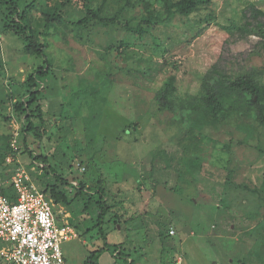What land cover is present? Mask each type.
<instances>
[{
	"label": "rangeland",
	"instance_id": "obj_1",
	"mask_svg": "<svg viewBox=\"0 0 264 264\" xmlns=\"http://www.w3.org/2000/svg\"><path fill=\"white\" fill-rule=\"evenodd\" d=\"M37 2L30 18L38 40L49 45L52 70L43 100L48 135L41 142L29 139V146L48 162L44 167L31 158L19 138L20 151L6 174L11 178L0 182L9 185L22 168L45 190L56 183L47 165L68 181L69 202H53V210L59 223L63 206L79 234L62 245L71 264H264V127L248 122L252 136L233 128L210 131L217 145L205 142L199 177L185 176V166L177 162V168L165 170L161 159L150 174L157 151L180 148V126L155 101L170 76L177 77L182 97L198 94L201 76L219 61L232 73L249 72L264 82L259 38L242 40L223 29L242 25L252 4L264 11V0H212L217 22L190 42L183 36L186 30L190 34L191 24L179 20L145 39L121 26H95L85 44L71 30L49 35L44 24V13L56 5L72 22L82 19L83 0ZM5 23L0 4V111L9 118L0 116V134H12L13 141L21 125L11 98L24 92L22 83L45 59L27 54L17 37L4 31ZM122 41L139 53L128 73L117 70L128 67L118 49ZM99 179L112 205L101 225L98 195L92 190L77 195L75 185L85 183L89 189ZM172 228L176 235L169 234ZM117 247L123 249L119 257L114 256Z\"/></svg>",
	"mask_w": 264,
	"mask_h": 264
},
{
	"label": "trees",
	"instance_id": "obj_2",
	"mask_svg": "<svg viewBox=\"0 0 264 264\" xmlns=\"http://www.w3.org/2000/svg\"><path fill=\"white\" fill-rule=\"evenodd\" d=\"M83 2L85 16L78 21L72 22L63 16L59 10L61 5H56L52 11L45 12L44 24L48 34L55 32L64 35L66 30H71L74 39L85 44L93 27L101 26L108 29L121 26L137 38L145 39L153 36V32L158 27L173 26L179 20L183 22L187 20L185 23L191 24L190 34L187 35L188 30H186L183 41L190 42L217 22L216 13L211 9L212 0H83ZM37 3V0H34L22 6L20 0H0L6 16L4 31L14 34L22 42L27 54L45 59L43 65L28 74L22 83L24 92L17 99H11L14 112L20 120L19 138L26 152L31 158L47 164L48 158L43 154L35 156L29 146V139L33 138L41 142L48 135L43 100L45 99L44 84L50 78L52 70V65L46 58L49 45L38 40V33L30 18ZM223 29L232 34L239 33V38L242 40L259 38L258 46L264 50V11L258 9L256 5L252 4L245 10L242 25L232 24ZM156 46L158 47L159 44L157 43ZM119 48H122L119 53L124 57L128 67L117 66V70L119 73L131 72L133 68L129 63L135 62L139 53L132 50L124 41ZM2 68L3 64L0 63V70ZM200 80L201 89L196 95L179 96L176 76H170L156 93L155 101L159 110L172 113L171 123L180 126L182 136L180 148L171 152L162 149L155 153L151 175L156 173L157 161L161 159L165 162L166 167L163 168L165 170H172L178 163L185 166V171L181 170L185 176L199 177L205 142L210 139L217 145V141L208 135L210 131H220L223 128L231 131L233 128L235 133L244 132L252 136L255 131L247 124L248 122L254 121L264 127V82L259 81L254 74L244 71L232 73L219 61L202 75ZM0 116L9 119L1 111ZM186 141L189 143L185 145ZM11 142L12 134H0V179L5 181L11 178L6 174L13 167V163L7 162L12 154ZM226 148L229 151L232 149L229 146ZM47 166L55 175L56 183L47 185L42 192L55 203L67 204L69 201L65 186L69 184L68 181L57 174L52 167ZM76 187L77 195L90 190L98 195L95 201L100 210L98 225L104 223L112 210V205L108 202V191L103 180L99 179L97 184L89 189L85 183H80ZM3 193L12 201L17 200V193L11 183L4 185ZM115 224L118 225L119 221ZM119 248L117 247L115 252Z\"/></svg>",
	"mask_w": 264,
	"mask_h": 264
},
{
	"label": "built area",
	"instance_id": "obj_3",
	"mask_svg": "<svg viewBox=\"0 0 264 264\" xmlns=\"http://www.w3.org/2000/svg\"><path fill=\"white\" fill-rule=\"evenodd\" d=\"M19 133V130L15 132L11 142L12 154L8 163L13 162L20 151ZM11 184L17 193L15 202L3 193L0 182V240L13 245L3 254L5 261L12 264H70L64 257L62 245L79 238L75 227L70 222L58 225L53 201L36 187L24 169H18ZM169 234L176 235V230L170 229Z\"/></svg>",
	"mask_w": 264,
	"mask_h": 264
},
{
	"label": "crops",
	"instance_id": "obj_4",
	"mask_svg": "<svg viewBox=\"0 0 264 264\" xmlns=\"http://www.w3.org/2000/svg\"><path fill=\"white\" fill-rule=\"evenodd\" d=\"M41 165H43V166H45L46 164H41ZM77 183H75V185H76ZM3 187H4V184H3ZM53 201V200H52ZM54 202V201H53ZM54 204V203H53ZM54 208H55V206H53ZM53 208V209H54ZM59 213H60V217H62L61 218V221L58 223V225H63L64 223H66V222H70V219H71V215H70V213L69 212H67L66 211V209L63 207V206H61L60 208H59ZM56 215V214H55ZM71 223V222H70ZM72 224V223H71ZM13 248V245L11 244V243H7V242H4V241H2V240H0V264H12V263H8V262H6L5 261V259H4V253L7 251V250H9V249H12ZM62 250H63V248H62ZM63 253H64V257H65V259L67 260V262H69L70 264H71V262H70V260H69V254L68 253H65L64 252V250H63ZM123 254V249H121V248H119L115 253H114V256H116V257H119V256H121ZM133 263V261H131V264Z\"/></svg>",
	"mask_w": 264,
	"mask_h": 264
}]
</instances>
